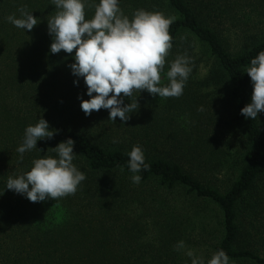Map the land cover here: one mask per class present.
<instances>
[{"label":"trees","instance_id":"obj_1","mask_svg":"<svg viewBox=\"0 0 264 264\" xmlns=\"http://www.w3.org/2000/svg\"><path fill=\"white\" fill-rule=\"evenodd\" d=\"M98 2L88 0L86 19ZM119 7L130 19L137 9L175 18L161 85L177 56L189 57L192 69L180 97L146 90L125 97L139 103L126 122L108 119L106 109L82 111L90 97L70 69L75 50L50 53L47 20L58 11L51 0H0V264H174L166 244L189 217L203 239L219 232L212 255L222 249L229 264H264V112L251 120L240 111L253 90L245 70L264 51V0H119ZM20 8L37 17L31 31L6 20ZM42 118L54 136L20 161L25 128ZM68 138L86 176L75 194L30 202L5 188ZM133 146L149 165L135 174ZM175 189L214 205L220 217L175 210ZM146 221L163 244L151 254L141 250Z\"/></svg>","mask_w":264,"mask_h":264},{"label":"clouds","instance_id":"obj_2","mask_svg":"<svg viewBox=\"0 0 264 264\" xmlns=\"http://www.w3.org/2000/svg\"><path fill=\"white\" fill-rule=\"evenodd\" d=\"M58 9L56 15L47 20L48 31L52 37L50 53L63 50L73 54L71 72L83 78L86 92L90 99H81L80 107L85 115L93 111L106 109L108 119L122 122L130 118V113L139 108L135 103H124V98L132 97L135 91L146 90L161 98L180 97L192 71L190 58L177 56L171 62L166 75L167 85H161V72L164 70L165 57L172 48L169 27L174 17H165L162 13L137 9L131 19L119 7V0H99L94 6V15L86 19L85 8L88 0H51ZM19 17L9 15L7 22L19 29L31 31L38 24L37 17L25 8H20ZM245 72L252 83L251 100L240 111L244 117L254 120L258 113L264 112V51L250 61ZM74 83H79L78 80ZM123 94V95H121ZM203 110V109H201ZM54 131L49 122L42 118L24 130L23 141L16 151L20 161L24 154L37 147V142L44 138L51 139ZM115 142V141H114ZM72 138L61 141L52 151L55 156H41L33 159L29 171L6 181V189L25 196L30 202L47 199L57 200L75 194L78 186L86 179L74 161ZM128 166L132 173L147 169L145 156L140 146H133L128 153ZM139 184L140 175L131 177ZM3 194V193H2ZM0 194V195H2ZM185 247L179 241L176 249ZM186 255L191 264H229V256L221 249L205 261L197 257L192 250Z\"/></svg>","mask_w":264,"mask_h":264},{"label":"rangeland","instance_id":"obj_3","mask_svg":"<svg viewBox=\"0 0 264 264\" xmlns=\"http://www.w3.org/2000/svg\"><path fill=\"white\" fill-rule=\"evenodd\" d=\"M169 199L172 203H175V210H178L180 208H183L181 206H187L190 209L193 208H201L203 209V213L212 218L214 215H219L218 210L216 207L212 204H198L196 205L193 201L191 202V199H186L184 196V193L180 190L175 189L174 191L169 193ZM190 204H193L191 206H188ZM180 207V208H178ZM220 217V215H219ZM189 222L187 223V226L182 232L179 234H175V240L171 241L170 243L166 244L167 249H173L175 250L173 253L175 255H172L171 257L174 258V264H191V258L186 255L187 250H192L194 254L197 257H202L205 261L210 259L212 257L211 248L214 247V244L218 240V233H212L209 234L208 237L205 238V233L203 234L204 239L200 236L199 228L197 227V223H193L195 220L193 217H189ZM146 223H148L146 221ZM143 225L145 226V233L141 237V250L146 252L147 254L155 253L157 250H162L161 246V240L158 237H155V231L152 228L151 224H145L143 222ZM220 231V229H219ZM206 240V241H205ZM179 241H183L185 247L183 249L177 250L176 245ZM207 243H209V248L207 247ZM148 259V258H147ZM147 264H151L149 260H147ZM171 264V263H170Z\"/></svg>","mask_w":264,"mask_h":264}]
</instances>
